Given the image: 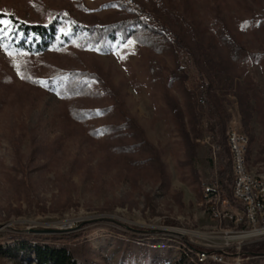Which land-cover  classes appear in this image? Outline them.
Returning <instances> with one entry per match:
<instances>
[{
	"label": "rangeland",
	"instance_id": "374dc122",
	"mask_svg": "<svg viewBox=\"0 0 264 264\" xmlns=\"http://www.w3.org/2000/svg\"><path fill=\"white\" fill-rule=\"evenodd\" d=\"M171 1L173 11L186 21L194 17L207 25L223 19L239 44L264 59V0H188L186 5L185 0ZM110 3L0 0V9L46 21L63 6L75 19L102 21L118 9ZM1 21L5 30L0 28V264H36L30 249L35 244H77L86 251L84 264H199L186 250L188 244L240 251L264 241V236L229 232L234 225L213 218L209 211L207 187L220 188L223 198L237 209L240 205L232 197L227 140L216 139L207 130L214 108L199 90L206 80L185 47L159 52L128 38L20 57L6 52L11 27L6 19ZM33 37L38 35L27 39ZM152 65L160 72L155 80ZM80 67L93 74L86 93L95 97L66 100L63 92L44 86L46 77ZM237 69L238 87L250 80L264 99V63L248 61ZM175 75L184 82L172 79ZM106 84L116 93V109L83 123L71 114V106H109ZM216 93L226 115V139L233 129L252 135L247 168L264 177V129L256 111L247 131L237 96L224 88ZM167 95L181 105L193 151L166 106ZM201 95L205 104L199 102ZM120 109L142 128L154 149L152 160L136 165L132 159L141 152L116 149L121 142L134 141L131 124L117 128L124 121ZM192 115L198 124H193ZM111 121L115 132L109 135L101 129ZM120 131L121 142L115 134ZM211 143L220 148L216 158ZM149 154L146 150L145 156ZM34 227L58 231L31 232ZM241 259L240 264H264V255Z\"/></svg>",
	"mask_w": 264,
	"mask_h": 264
},
{
	"label": "trees",
	"instance_id": "16d2710c",
	"mask_svg": "<svg viewBox=\"0 0 264 264\" xmlns=\"http://www.w3.org/2000/svg\"><path fill=\"white\" fill-rule=\"evenodd\" d=\"M187 3L188 0H185V5ZM110 5L118 7V9L113 15L102 21L75 19L70 9L63 6L51 13L46 21L24 19L15 12L0 9V21L6 19L11 27V30L7 33L11 45H4L5 50L13 56H37L46 51H62L72 45L85 49L87 46H96L115 40L125 41L128 38H134L145 46H154L156 51L159 52L168 48L185 47L195 58L196 65L206 80L203 94L206 95L208 103L214 108V117L207 123V130L216 139L227 140L225 137L227 130L226 115L216 93L217 89L220 88L233 92L237 96L241 121L247 131L250 130L249 123L254 110L264 129V99L255 85L252 84V81L247 80L243 87H238V83H235V77L239 76L237 75V67L242 66V63L257 61L258 59L259 62L264 63V59L255 54H250L242 44H239L223 19L218 17L209 21L207 25H203L202 20H194V17L191 18V21H186L177 11H173L175 9L172 7L171 0H169V5L164 0H111ZM0 28L5 30L2 23H0ZM20 32L21 35H19ZM32 33L37 34L38 38L33 37L28 40L27 37ZM151 69L155 80L157 77L156 72L158 75L160 72L155 70L154 65L151 66ZM92 77L93 74L89 73L85 67L67 69L46 77L47 80L44 82V86L48 90L63 92L61 95L65 94L64 99L66 100H75L80 96L86 97L87 94L89 95L87 97L92 96V94L86 93ZM173 78L174 80L177 79L176 75ZM177 80L184 82L181 77ZM106 88L105 95L107 94L108 98L111 99L109 106H99L94 109L71 106V114L81 120L82 123L89 119L91 120L88 122L96 120L100 116L109 115L110 111L116 109L118 102L113 87L106 84ZM252 99L255 102L254 106L251 104ZM165 101L175 121L180 125L186 146L193 151L194 146L187 134L184 113L178 99L175 96L170 97L167 95ZM120 110L123 111L124 121L117 128L131 124L134 127L132 128L134 141L130 145L122 143L123 132H116L115 134H118L117 138H120L119 142H121L116 145V149L118 151H132L134 154L141 152V155L134 156L132 159L136 165L152 160L151 155H153L154 149L144 138L142 128L129 113L123 109ZM192 116L193 124H198L199 120H195V115ZM91 124L93 122L89 123V125ZM114 127V122L111 121L102 126L101 130H105L110 135L115 132ZM96 131L95 129L92 130L93 133ZM253 139L254 137L251 135L249 144ZM146 150L151 153L149 156H145ZM127 162L130 161L127 160ZM211 202L208 204H211ZM131 229L143 231L141 229ZM185 248L195 259L198 251H220L229 255L239 254L243 257L264 255V241L255 244L251 248H242L240 251L234 248L209 249L193 244H188ZM30 249L34 252L36 264H84V260H86L85 249L81 250L77 244H35ZM185 256H182L183 259ZM182 262L183 260L179 263Z\"/></svg>",
	"mask_w": 264,
	"mask_h": 264
},
{
	"label": "built area",
	"instance_id": "2783aa9c",
	"mask_svg": "<svg viewBox=\"0 0 264 264\" xmlns=\"http://www.w3.org/2000/svg\"><path fill=\"white\" fill-rule=\"evenodd\" d=\"M204 84L199 86L203 92ZM201 92V93H202ZM201 104L206 103V98L201 95ZM242 136L247 134L238 130H231L227 135V145L232 162V197L240 209L234 207L229 200L222 197L220 188L216 186L207 187L206 194L212 201L209 204V211L213 218L221 222H229L234 229L229 232L252 233V236H264V177L249 175L245 161L241 160V151H244ZM213 155L219 151V146L212 144ZM243 225V226H242ZM241 228V230H236ZM235 230V231H234ZM262 231L261 234H255ZM204 258H219L220 264H240L242 259L239 254H225L223 252L200 251Z\"/></svg>",
	"mask_w": 264,
	"mask_h": 264
},
{
	"label": "bare ground",
	"instance_id": "6f19581e",
	"mask_svg": "<svg viewBox=\"0 0 264 264\" xmlns=\"http://www.w3.org/2000/svg\"><path fill=\"white\" fill-rule=\"evenodd\" d=\"M242 144H244L247 147H244V151H241V160L245 161L246 163V168H247V152H248V146H249V138L248 136H242ZM249 175H253L249 170H248ZM206 192V191H205ZM262 231H258L255 234H261ZM252 233H244L242 236H249ZM196 258L199 264H220V259L219 258H204L201 254L200 251L196 253Z\"/></svg>",
	"mask_w": 264,
	"mask_h": 264
},
{
	"label": "water",
	"instance_id": "95a60500",
	"mask_svg": "<svg viewBox=\"0 0 264 264\" xmlns=\"http://www.w3.org/2000/svg\"><path fill=\"white\" fill-rule=\"evenodd\" d=\"M57 229H52L48 227H34L31 229V232H36V233H54L57 232Z\"/></svg>",
	"mask_w": 264,
	"mask_h": 264
},
{
	"label": "snow or ice",
	"instance_id": "6c2138e0",
	"mask_svg": "<svg viewBox=\"0 0 264 264\" xmlns=\"http://www.w3.org/2000/svg\"><path fill=\"white\" fill-rule=\"evenodd\" d=\"M3 21H0V23H2Z\"/></svg>",
	"mask_w": 264,
	"mask_h": 264
}]
</instances>
